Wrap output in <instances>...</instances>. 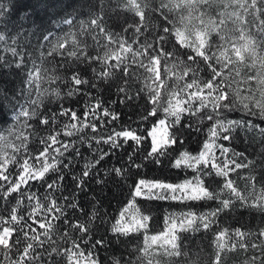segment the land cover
<instances>
[{
	"label": "trees",
	"instance_id": "1",
	"mask_svg": "<svg viewBox=\"0 0 264 264\" xmlns=\"http://www.w3.org/2000/svg\"><path fill=\"white\" fill-rule=\"evenodd\" d=\"M131 2V0H103L102 3L100 0H0V36L3 37L0 39V53L5 55L0 56V129L7 132L9 142L13 143V146L5 151L7 157L2 170L7 169L12 177L16 178L18 165L13 161H19L25 155L22 148L17 150V146L21 144V139L16 141L19 136L17 132L38 134L36 137L30 135L27 144L29 152L35 155L39 135H46L50 130V125L39 124V116L58 112L61 105L73 108L77 116L83 119L81 114L86 110L85 103L95 104L99 99L102 107L114 110L120 117L119 121H113L111 124L106 123L110 118L104 117L105 123L101 124L100 120H93L89 114L88 121L96 124L97 132L87 128L75 136L62 135L59 138L65 142L77 141L76 147L62 158L64 163H68L69 159L73 162L68 169L60 165L65 178L62 182V191L55 194L58 203L65 204L66 215L60 220H48L40 226L39 223L29 221L36 232H29L27 242L30 247L26 249L27 255L24 258L26 264H65V256L68 257V264H76L77 257L93 261L95 264H264V236L260 235L261 230H264V195L257 199L259 192L264 194V187L261 186L264 183V136L259 134V130L264 128V119H259L257 115L259 110L264 108L263 99L260 101L244 96L245 92L229 83V87L235 88L227 93V97L235 99L234 107L237 109L228 113L229 119L246 120L257 127L236 128L232 133V139L217 141L230 149L227 154L229 158H233L234 152L237 154L235 159L238 163L248 162L246 166L237 168L229 174L236 191L226 190L223 193L224 197L234 201L231 211L219 218V228L228 229L223 234H217L218 228L214 219L205 217L204 221H201L199 216L216 208L217 200L208 201L202 198L200 201L181 202L150 200L135 196L133 188L141 178L175 183L195 176L191 169L172 168L167 158L160 165L143 161V153L150 147V138L141 145L134 157L138 163L143 161V167L129 169L127 179L115 176L111 169L125 166L128 153L133 148L131 141L119 150L110 149L108 144L97 145L92 141V148L97 151L79 143L81 136L103 134L106 137L108 130L118 125L131 124L135 127L140 124L138 117L150 107L147 102L148 93L143 86L147 77L153 76L150 70L146 71L141 65H148L154 50L162 47L165 52L171 54L165 57L162 53L158 59L161 78L158 82L157 95L161 98L165 92L159 88L160 84L167 90L175 87L177 90L179 81L184 82L183 79L177 80L169 71L171 65L177 61L192 63L186 58L189 55H196L191 46L183 44L179 39L174 26L175 17L171 9L166 7L164 0H142L136 4L137 7ZM96 16H99V20L96 24H91L90 21ZM67 19L72 20L71 25L57 29ZM100 24L103 25L102 31ZM69 32L75 34V43L68 36ZM51 34L53 36L44 45L45 48L54 45L61 37L66 39L67 46L55 50L39 61L41 44ZM109 38L121 39L127 48L122 53L114 55L110 51L111 46L108 45ZM70 49L77 55L66 57L63 62L61 54L68 53ZM14 55H23V66L12 62ZM204 55L209 59L205 61L197 56L195 64L200 80H207L212 76L209 64L215 68L213 57L210 54ZM88 56H92L94 60L85 63ZM33 64L39 65V81L30 99L40 107L37 116L26 119L33 127L25 128L23 127L25 119L21 123H12L10 117L25 97L27 73ZM94 64L95 72L106 70L109 77L107 81H97V87H93L91 83L94 76L91 69ZM69 65L72 69H69ZM75 70H79L90 83L70 85L67 77ZM217 77L216 73L213 77L215 82L219 81ZM125 79L128 81L126 88L131 89L129 94L135 97L137 91H141L133 100H126L124 94L117 92V84ZM69 87H79L82 91L68 97L65 94ZM185 119L188 120L187 116ZM66 120L67 117H58L59 122L54 128L58 130ZM200 128V131L187 129L184 133L186 146L184 150L194 155L202 150V143L206 139V125H201ZM76 148L80 150L79 156L75 155ZM100 151L110 154L91 168V174L85 178L83 188L78 189L72 177L74 175L79 177L85 163L98 159ZM215 151L219 157V150ZM36 166L39 167V163ZM28 171L26 166L25 176ZM57 175L56 172H49L46 179H55ZM253 175L256 177L255 184L250 179ZM97 179H103L104 183L98 184ZM205 182L206 184L211 182L213 188L219 189L223 179L213 176L206 178ZM28 187L39 194L46 191L41 182L30 181ZM24 190L25 187L22 185L20 191ZM18 195L19 193L14 192L8 196L7 204L0 207V216H8L7 209L16 204ZM63 196H69L77 202L79 209L67 208V203L61 199ZM132 203H135L143 216L149 214L146 218L148 222L146 231L129 234L114 231L112 228L119 219V213ZM189 210L198 214L187 218L190 219V223L180 216ZM29 211L31 209L27 207L25 200L19 214L26 216ZM41 212L40 208L33 209L36 221L43 222ZM171 214H175L179 222L188 223V227L178 236L179 251L169 253L146 247L147 236L162 233L172 220ZM65 220L85 224L87 231L81 232L80 229L68 231L70 225L66 224ZM204 223L209 225L207 229L203 227ZM233 229L237 231H231ZM18 235L20 233H13L10 245ZM84 237H87V240ZM73 240L79 242V248L72 247ZM3 251L1 246L0 264H6ZM33 254L37 256L36 260L31 259ZM9 257L16 259L14 248Z\"/></svg>",
	"mask_w": 264,
	"mask_h": 264
},
{
	"label": "snow or ice",
	"instance_id": "2",
	"mask_svg": "<svg viewBox=\"0 0 264 264\" xmlns=\"http://www.w3.org/2000/svg\"><path fill=\"white\" fill-rule=\"evenodd\" d=\"M103 0H100L102 3ZM99 20V16L94 17L90 23L96 24ZM71 24V21H68ZM101 31L103 30V25H99ZM68 36L72 38L73 43H75V34L72 32L68 33ZM0 39H3L0 36ZM51 37H48L44 43L41 44L40 53L38 60L42 61L45 56L51 55L55 50L66 47L67 41L65 38H58L54 45H50L47 48L44 47L48 43ZM165 57L170 56V53L165 52L161 47L158 50H154L153 54L150 56L149 62L152 59H159L161 54ZM77 53L70 49L68 53H62L60 57L63 58V62L66 57L76 56ZM0 56L5 55L0 53ZM197 56H200L203 60L207 61L208 56H205L202 52H197L196 55H189L186 59L192 63L180 62L172 64L169 71L175 76L177 80L183 79L184 83L179 90L169 89L167 94L162 98L157 95L158 83L154 76H148L145 85L143 87L147 90V102L150 107L144 110V113L138 117L140 124L135 127L131 124L129 125H118L108 130V134L105 137L103 134L98 136H81L79 143L86 145L89 149L97 151V149L92 148V141H95L97 145L104 143L110 146V149L119 150L126 147L129 141L132 142V151L128 153V158L125 166L114 167L111 172L117 177L127 179L129 174V169L135 168L140 169L143 167V161H150L156 165L164 163L165 158H167L168 163L172 168L175 169H191L195 176L192 178H185L182 182H169L166 180H147L141 178L135 184L133 191L135 196L145 195L148 199L152 200H172V201H200L202 198L204 200L212 201L217 200L218 205L216 208L209 212L199 214L201 221H204L205 217L209 219H214L218 233L223 234L228 231L227 228H219V218L226 212L231 211V206L234 203L230 198L224 197L223 193L227 190L230 192H235L236 188L234 186L233 180L229 179V174L231 171L237 168L244 167L248 162L243 164L238 163L235 159L236 153L233 152V158L228 157L230 149L225 147L223 144L217 143L218 140H230L232 139V133L236 128H252L255 129L257 125L252 124L246 120H233L229 119L228 113L236 111L234 107L236 101L234 98H228L227 93L220 88L219 83L213 80L216 76V69L212 67L211 64L208 65L212 72V76L207 80H200L197 77L198 68L195 66ZM7 60V59H6ZM23 55H14L12 62L14 64H20L23 66ZM94 58L88 56L85 59V63L92 62ZM98 63V61H97ZM146 71L149 70L148 65H141ZM33 69L37 68V64L32 65ZM69 69L72 66L69 65ZM52 71V69H49ZM94 76L91 81L93 87H97V81H107L108 74L107 71H101L99 73L95 72V64L91 69ZM126 75V73H125ZM190 76V78H188ZM188 78V79H186ZM28 84L32 85V76L27 73ZM67 82L70 85L80 86L88 85L90 83L89 79L84 78L79 70L71 72V75L67 77ZM128 81L122 80L117 84V92L124 94V99L133 100L140 95V90L137 91L136 96L129 94L131 89L126 88ZM82 89L79 87H69L66 92V96L72 97L73 95L81 92ZM87 95V94H86ZM220 97H225V99L220 100ZM123 102V101H122ZM39 105L35 103L34 100H28L26 105L20 106V112L17 115V120L21 117L32 118L37 116ZM85 112L81 114V117L77 116L76 110L71 107H64L61 105L58 112H52L50 115L43 114L39 116V124L42 126L50 125V130L46 135H39L38 147L36 149L35 155L29 152L27 144L29 136L36 137L38 134L36 132H30L28 134L21 133V144L17 146V150L23 149L25 155H23L19 161L14 160V164L18 165V171L16 172V178L12 177V174L4 169L0 171V207L7 204L8 196L12 193H19L17 197V202L10 209H7L8 216H0V241H3L0 246H3V257L6 264H26L25 256L27 255L26 249L30 247L27 242L29 239V232L35 233L36 230L32 227L33 223H39V226L48 220H60L66 215L65 204L58 203V198L56 193L62 191V182L64 181V173L61 171L60 165H63L64 169H68L72 164V159L68 160V163H64L62 159L65 154L76 147L77 141L65 142L59 138L63 135L65 137H72L84 131V129L90 128L92 132H97V126L94 122L88 121V116L91 114L93 120H100L101 124H104V117H109L110 119L106 122L111 124L113 121H119V115L114 111L106 107H102L99 99L96 100L95 104L85 103ZM97 109H100L98 112ZM251 115V113H249ZM259 119H264V108H261L257 113ZM187 116L188 120L185 119ZM58 117H67V120L63 123L62 127L58 130L54 126L59 122ZM191 120L192 122H188ZM145 122H147V127H145ZM206 122H211L206 124ZM201 125H206L207 133L206 139L202 143V150L198 154H191L190 152L184 150V133L187 129H194L195 131H200ZM23 127L31 128L32 125L27 123L25 120ZM190 134V133H189ZM259 134L264 136V128L259 130ZM150 147H148L143 153V161L137 162L134 157L136 156L137 150L140 149L141 145L149 140ZM59 145L58 147H55ZM219 150V157L216 155L215 150ZM110 153L100 151L98 159L95 161H89L85 163L84 170L80 173L79 177L73 176V180L76 183L78 189L83 188L85 178H87L91 172V168L98 165L101 160H104ZM76 156L80 155L79 148H76ZM4 163V159L0 156V166ZM39 163V167H37ZM28 167V174L24 175L25 167ZM49 172H56L58 175L55 179L47 180L46 176ZM108 173L106 172L105 175ZM220 177L223 179V183L220 185L219 189L212 187V183L206 184V178L210 177ZM253 184L256 183V177L253 175L250 177ZM30 181L41 182L42 186L46 189L43 194L31 191L28 187ZM6 182V183H5ZM98 184L104 183L103 179H97ZM22 185L25 187L24 191H20ZM143 187L156 186L157 190L153 192L142 191ZM264 187V183L261 184ZM188 188L189 191H184ZM172 189H175L173 191ZM66 203L67 208L79 209V204L72 200L69 196L61 197ZM27 200V207L31 209L27 215L19 214V209L24 201ZM130 208L135 209V205H129ZM40 208L42 212L43 222L36 221L33 215V209ZM128 209L125 208L124 211L119 213V219L113 225L114 231H119L121 221H125V214ZM52 214V215H49ZM93 215H95L93 213ZM139 210H135V214L132 215L127 222L131 223L138 221L142 218ZM198 215L193 211H187L180 214L184 219L188 217ZM172 219H176L175 214H171ZM66 224H69L68 229H80L81 232H86L87 227L85 224L73 222L71 220H65ZM208 224L204 223L203 227L208 228ZM67 231V232H68ZM233 232L237 231L235 229L231 230ZM18 232L20 235L16 237L15 240L10 239L13 233ZM66 232V233H67ZM261 236H264V230L260 232ZM87 240V237H84ZM23 242V244H22ZM73 248H79V242L77 240L72 241ZM16 250V259H11L9 253L12 249ZM51 254V253H49ZM32 260H36L37 256L35 254L31 257ZM65 264H68V257L65 256Z\"/></svg>",
	"mask_w": 264,
	"mask_h": 264
},
{
	"label": "rangeland",
	"instance_id": "3",
	"mask_svg": "<svg viewBox=\"0 0 264 264\" xmlns=\"http://www.w3.org/2000/svg\"><path fill=\"white\" fill-rule=\"evenodd\" d=\"M131 4H138L142 0H131ZM166 7L171 9L176 23L175 30L183 44L191 46L195 52L210 54L215 61V69L218 74L220 88L226 93L235 88L229 87V83L236 85L245 95L257 100H264V0H164ZM71 19L63 21L57 29L68 27ZM53 36V34L48 37ZM47 37V38H48ZM108 45L111 46V53L120 54L127 48L126 43L121 39L109 38ZM150 73L155 77L156 82L160 81V67L157 59L148 62ZM39 65L34 70L29 69L32 76V85L27 83L25 97L21 105H26L33 90L38 87ZM177 90L183 85L179 81ZM183 82V83H182ZM159 88L164 89L165 95L168 90L160 84ZM176 90L175 88H171ZM238 89V90H239ZM241 90H239L241 92ZM242 94V93H241ZM242 94V95H243ZM220 99H224L220 97ZM20 105V106H21ZM19 108L11 115L12 123H21L28 118L21 117L17 120L20 112ZM16 141L21 139V133ZM11 142V143H10ZM9 142V135L3 129H0V156L6 161L5 151L13 146ZM11 144V145H10ZM0 166V171H3ZM156 186L148 188L142 186V191H156ZM175 191V189H172ZM184 191H189L185 188ZM264 194L259 192V200ZM137 198L145 195L136 196ZM135 205V203H132ZM131 205V204H130ZM128 212L125 214V221H121L119 232L123 234L138 233L146 231L147 219L142 218L138 221L128 223L127 220L135 214V209L127 207ZM140 213V212H139ZM141 214V213H140ZM142 217H144L141 214ZM189 222L190 219H187ZM190 223V222H189ZM188 227L185 221L179 222L172 219L166 229L160 234L147 236L146 247L175 253L179 251L178 236ZM3 241H0L2 244ZM1 247V246H0ZM153 262V261H152ZM76 264H95L77 257Z\"/></svg>",
	"mask_w": 264,
	"mask_h": 264
}]
</instances>
